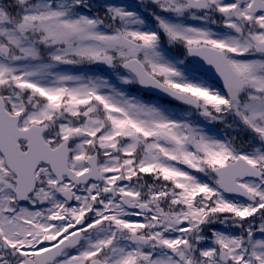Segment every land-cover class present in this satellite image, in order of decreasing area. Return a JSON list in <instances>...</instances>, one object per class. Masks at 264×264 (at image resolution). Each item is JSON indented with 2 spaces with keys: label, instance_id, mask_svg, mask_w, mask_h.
<instances>
[{
  "label": "snow or ice",
  "instance_id": "obj_1",
  "mask_svg": "<svg viewBox=\"0 0 264 264\" xmlns=\"http://www.w3.org/2000/svg\"><path fill=\"white\" fill-rule=\"evenodd\" d=\"M0 264H264V0H0Z\"/></svg>",
  "mask_w": 264,
  "mask_h": 264
}]
</instances>
